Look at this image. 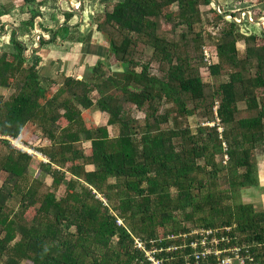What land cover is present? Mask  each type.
Segmentation results:
<instances>
[{
	"label": "trees",
	"instance_id": "trees-1",
	"mask_svg": "<svg viewBox=\"0 0 264 264\" xmlns=\"http://www.w3.org/2000/svg\"><path fill=\"white\" fill-rule=\"evenodd\" d=\"M7 1L14 3L11 9L26 15L20 29L31 45L36 25L49 38L46 41L42 36L41 46L56 45L67 36L40 22L43 6L49 13L52 9L58 12L64 23L71 19L73 14L58 10L56 1ZM241 2L251 0L235 3ZM200 5L211 9L216 21L224 20L212 0H117L104 6L96 30L103 34L112 61L120 62L123 71L112 72L108 64L98 62L87 80L66 77L54 93L41 84L40 59L32 55V63L24 67L27 41H19L17 29L11 28L8 39L12 50L0 51V89L14 87L8 98L0 94V143L8 150L0 154V173H5L0 182V215L19 191V182L33 159L6 138L17 139L30 123L50 142L49 149L26 143L47 159L38 158V166L50 176L52 189L38 196L33 183L21 193V211L36 209L31 223L0 217L4 264L22 260L31 264H134L142 256L133 250L131 235L148 239L190 227L223 225L235 226L242 242L260 243L264 249V212L242 203L238 193L258 185L252 152L264 144V44L254 34L240 33V24L231 20L215 30L212 48L203 45L200 33L194 31L200 21ZM10 11L0 5V17ZM260 13L254 12L253 17ZM231 15L239 17L238 13ZM261 35L264 37V30ZM239 40L245 43L243 58L237 57ZM141 45L152 49L150 59L158 61V76L150 73L149 63L142 62ZM204 47L214 50L218 61L207 64ZM203 66L212 77H218L226 66L228 79L215 87L202 82L199 68ZM22 72L24 76L18 80L16 76ZM94 91L96 98L91 97ZM62 93L67 98L59 101ZM165 98L187 117L209 116L216 107L223 131L219 132L217 125L200 126L195 133L180 128L182 122L177 117L169 118V111L159 112ZM239 103L244 104V110H239ZM92 108L108 115L105 126L85 125L82 111ZM132 108L144 113L141 131ZM241 112L247 115L239 117ZM60 118L66 126H59ZM170 120L173 127H161ZM108 125L117 127L116 136H109ZM81 136L83 143H89L87 150L78 146ZM216 155L220 162L215 161ZM66 172L70 179L64 196L58 197L56 191ZM109 178L115 182L109 184ZM219 182L227 188L220 189ZM176 213L184 217L177 219ZM120 219L130 228L118 224ZM168 223L174 225L167 230ZM155 226L163 231L157 232ZM71 227L75 232H70ZM16 234L20 240L10 245ZM94 249L103 252L97 254ZM261 261L264 263V258Z\"/></svg>",
	"mask_w": 264,
	"mask_h": 264
},
{
	"label": "rangeland",
	"instance_id": "rangeland-1",
	"mask_svg": "<svg viewBox=\"0 0 264 264\" xmlns=\"http://www.w3.org/2000/svg\"><path fill=\"white\" fill-rule=\"evenodd\" d=\"M39 1L44 2V0H39ZM46 1L49 2L50 4H53V2H55L56 0H46ZM83 1H84V3L82 5V7L79 8L80 11H82V13H83V14H81V23H79V24L82 25L85 30H87V31L89 29L91 30V32L86 37L89 40L90 36L92 35V33L95 32V30L97 28V23L99 24L103 20L104 6L110 7L117 0H83ZM215 1L216 2L214 3L213 7H214L215 11L223 17L224 20L216 21L215 16L213 15V12L211 9H209L208 7H206L204 5H200L198 7L200 12H201V15H200V21L198 22V24L194 25V31L197 33H200L203 45H207V46L212 48V46L216 43L215 42L216 41L215 36H214L215 30L217 32V30L220 29L221 27H225L226 26L225 21H231V20L235 21V19L229 18L228 14L231 15V13H234V14L238 13L239 14L238 23L240 24V27L238 28V31L240 33H243V34L247 33L246 35H249L250 33L254 34L259 39V43L264 44V37L261 35V32L263 31V28H264V25H262L263 23H261L259 20H257V21L253 20L251 23L250 22L246 23V26H245L246 29H245L243 26L244 20L241 21L242 23L240 22L241 11L239 12V10H241V9L243 12L257 10L255 8H261L260 10L264 11V3H262L260 6L257 7L256 3H254L253 1L248 3L249 5L244 4L242 6L239 3H235L237 0H215ZM1 4H4V6L6 8H10L11 11L8 15H6L4 17H0V20L3 22V31H0V51L10 52L12 50V47L9 43L8 37H9V34L11 32V28L15 27L17 29V31H19L16 34V36H19V41H21V42L27 41L28 47H26L27 49L24 50V52H23L24 55L27 57L26 58L27 61L24 64V67H26L32 63L31 59L29 58L30 52L31 51L34 52V50H33L34 48H32V45H31L32 42L28 41L26 36L22 37V35H21L22 31L20 29V24H21V20L24 17H26V15L25 16H24V14L22 15L21 13L18 12L17 9H14V8L11 9L12 7L10 4H14L12 1L0 0V5ZM253 5H255V6H253ZM60 8L63 12H66L65 10H67L66 5H65V7L60 6ZM42 9L44 12V16L40 20V22H42L43 27L49 26V27H51V29H54L58 22L61 23L63 21V17L60 14H58V12H56L55 10L52 9V11L49 13L48 9H45V8H42ZM171 9L174 10L175 7L172 6ZM52 15L54 17H52ZM72 19H75L74 15L71 16V20ZM253 19H255V18H253ZM254 21H256V22H254ZM4 27H7L6 32L4 30ZM63 27H65V28H59V35L62 34L64 36L67 33L66 34L67 36L64 37V40H63L64 42L67 43V41H73L75 43L76 41H78L79 37H76L77 35L72 34L68 37L69 28L67 27V24H65ZM163 27H164V29H169L168 26H162V29H163ZM67 29H68V31H67ZM34 30L37 34L34 37V42H35L34 46L37 48L39 46L38 41H40V39H41L40 37H42L44 34H43V32H41L42 30L39 29V25H36ZM82 31H83V29H82ZM178 31H179V29H178ZM6 34H7V36H6ZM71 36H73V37L70 38ZM44 40H46V41L49 40V38L47 37V34L45 35ZM81 42H83V41L79 40V44H81ZM84 45H87V44H84ZM64 47H66V46H63V48ZM75 47H77V46H75ZM107 48H108V45H107ZM107 48H105V53L108 54V51H106ZM236 48H237V57L243 58L245 43L242 40H239L236 44ZM139 49L142 51V62L149 63V66L151 69L150 73L158 76V74H157L158 61L156 59H154V60L150 59V57L152 55V49L149 47H145L143 45L139 46ZM203 49H204V51H207V53L210 55V58H211L210 62L218 61L217 60L218 58L216 59V53L214 52V50H211V49L205 48V47ZM202 54H203V51H202ZM108 55H109V57L108 58L106 57L105 59H106V61H109L108 63L110 64L113 61L111 60L112 58L110 57V53ZM93 62L96 63V60H94ZM98 62H103L104 66L107 63L104 60L98 61ZM88 63H89L88 69L86 68V73L84 74L85 75L84 78H86V80L90 77L91 68L93 67L92 65H94V63L93 64L90 62H88ZM227 72H228V69L225 66L223 68L221 74L218 77H212L209 75L206 66L199 68V76L201 77L202 82L209 84V85H212L214 87L217 86L218 83L224 82L228 79L227 78ZM23 76H24V72L18 74L16 76V78L19 80V79H22ZM41 82H42V85L47 90L50 89L49 91L56 89V87L54 88L52 85L47 84L48 82H46L45 79L41 80ZM57 82L60 84L61 78ZM12 93H14V87L6 88V89H0V94L4 95L5 98H8ZM51 93H54V91H52ZM96 95L97 94L94 91L91 94V97L96 98ZM66 98H67L66 94L62 93L59 97V101L65 100ZM189 106H191V104ZM238 108L241 111L244 110V104L239 103ZM166 111H169V118L171 116H175L179 119L180 122H182L179 125L180 128L187 127L189 129V131H191L192 133L197 132L198 127L206 126L208 122H213L214 118L216 117L214 115V113H212L211 115L209 114V116H201L200 114H197V115L187 117L183 114H180L177 111L176 106L170 100L165 98L160 103L159 112L163 113ZM62 112L63 111H61V113ZM131 113L138 120L139 127H140L139 130L141 131L144 128V113L142 111L136 110L135 108H132ZM241 113L242 114L238 115L239 117H245L247 115L246 112H241ZM104 114L105 113H100L97 109L92 108L91 110H86L85 112H83L82 120L84 122H86L85 125L87 127L94 128V127H98V126H105L107 124L108 115H106V114L104 115ZM263 122H264V120H263ZM58 123H59V126L60 125L63 126L65 124V121L63 118H60ZM166 126L171 128L174 126V124L171 122V120L168 121L167 123L161 124L162 128H164ZM106 127L108 130V134L111 138L116 136L117 131H118L116 126H109L108 125ZM222 131H223V128L220 129L219 132H222ZM59 133H61L60 130L58 131V134ZM41 135L42 134L40 132V129L37 127V125L36 124L32 125L30 123L21 132V135H20L21 138L20 137H18L17 139L6 138L9 141V144L11 146H13L19 150H20V148H25V150L31 151L32 154L30 153L31 154L30 156L33 159L31 160L32 164L29 167V172L19 182V191L14 193L13 197L9 199V202H8L7 206L3 209L2 215H0V217L7 216V217H9V219L16 220L17 222H20V219H21L27 224L31 223L36 209H35V207H32L26 211H21V208L19 207V200L21 198V193L24 192L25 189L32 186L33 183L36 187V191H37L38 196H41L42 194H45L50 189H52L50 187V184H51L50 176L45 175L42 172V170L39 169L38 154H36V152L32 148H29L30 147L29 145H27V143H29V144L35 145L34 147L43 146V148L49 149L50 142L47 139H44ZM80 139L82 141L83 137L81 136ZM79 144H81V145H79ZM222 145L225 146L224 143H222ZM78 146L83 148L84 150H87L89 143L88 142L83 143V141H82V143H78ZM7 151H8L7 148L0 143V154H2V155L6 154ZM252 156H253L254 162L256 163V176L258 177V185L254 186V187H248V188L239 190L238 191L239 200L242 203H246V204L251 203L257 211L264 212V144L263 143L261 145L256 146V148L252 152ZM215 161L220 162V156L219 155H216ZM85 168L87 170L92 169L91 166H87ZM4 177H5V173L1 172L0 173V182L2 181V179ZM69 179H70V174L68 172H66L65 173V181H63V183L57 188V191H56V195L58 197L61 195L64 196L63 194H64L65 186H66V183ZM114 182H115V178H109L108 179L109 184H112ZM218 187L220 189L227 188V186L225 184H222V183H220V185ZM75 191L79 192V187H76ZM96 197H98L104 201V199H102V197L99 194H97ZM117 204H118L117 199H113V205H117ZM109 205L111 206L112 203H109ZM17 214H18V216H17ZM175 215H176L177 219L178 218L182 219L184 217L183 214H181V213H176ZM16 216H17V218H16ZM158 219L159 218H157L156 220H158ZM121 222L127 228H130L128 225V222L125 223L123 220H121ZM188 223L189 224H187V225L193 224L190 222H188ZM194 224L198 225L197 223H194ZM173 225L174 224L168 223L166 226L167 230L170 229V227ZM156 230H157V232L163 231V230L159 229L158 227H156ZM70 232H75V227H71ZM115 239H112V242L110 244L111 250L114 246ZM19 240H20L19 234H16L14 236V239L10 243V245H12L14 242L19 241ZM94 251H96L97 254H99L100 252H103V249H100V250L94 249ZM0 264H4V258L3 257H0ZM19 264H31V263L22 260L21 263H19ZM110 264H113V263H110Z\"/></svg>",
	"mask_w": 264,
	"mask_h": 264
},
{
	"label": "built area",
	"instance_id": "built-area-1",
	"mask_svg": "<svg viewBox=\"0 0 264 264\" xmlns=\"http://www.w3.org/2000/svg\"><path fill=\"white\" fill-rule=\"evenodd\" d=\"M78 5L80 3H76L74 8L77 9ZM240 11V22L244 20L245 23H251L256 20L253 19L252 11L243 12L242 9ZM238 18L233 19L238 23ZM258 20L263 23V16ZM6 28L4 27L5 32ZM203 55L207 64L211 63L207 51H203ZM213 113L216 117L206 126L217 125V130L220 131L222 128L219 126L216 107H214ZM20 150L29 155L32 154L25 148H20ZM36 154L38 153L36 152ZM117 222L121 224V220ZM233 230L235 231V226L223 225L190 227L187 231L181 230L148 239L131 235L133 250L142 256L140 259L136 258L134 264H264L261 261L264 258L262 245L242 242L241 237L237 235L236 231L232 232ZM252 247L255 248V251L251 252Z\"/></svg>",
	"mask_w": 264,
	"mask_h": 264
},
{
	"label": "crops",
	"instance_id": "crops-1",
	"mask_svg": "<svg viewBox=\"0 0 264 264\" xmlns=\"http://www.w3.org/2000/svg\"><path fill=\"white\" fill-rule=\"evenodd\" d=\"M251 1L256 3L257 7L260 6L262 3H264V0H251ZM248 3L250 2H246V3L241 2L239 4L242 6ZM55 4L58 6V10L63 12L60 8V5L62 7H65V5L64 4L59 5L58 0L57 2H55ZM255 9L257 10H252V14L257 11L261 12L259 15H257L256 20H258L259 18H262V16L264 18V11L260 10L261 8H255ZM73 15L75 16V19H72V20L69 19L66 23H64V18H63V21L61 23L58 22L56 27L53 30L54 32L58 31L59 28H64L63 26L67 24V27L69 28V31L67 29L68 34H69L68 37L72 34L77 35L76 37H79L80 41H83L82 39L86 38L87 35L91 32V30L89 29L87 31L84 29L82 25L79 24L81 23L80 14H73ZM52 17L54 16L52 15ZM262 25H264V22ZM43 36L45 38V35ZM72 37L73 36H71L70 38ZM79 38H78V41H76L75 43L73 41H67L66 43L63 40H60L59 42L58 40L59 43H57L56 45L49 43V44H45L44 46H41V44H39L37 48L34 45H32V48H34L33 50L35 51V53L33 54L34 57H37L38 59H40L39 65L37 67L40 80L45 79L46 82H48L47 84L52 85L54 88L56 87V89L52 90L54 92L57 91V89L62 85L63 79L66 77H71L73 79L83 78L85 76L84 74L86 73V68L88 69V64H89L88 62L93 64L94 63L93 61L96 60V63H94V65L92 66H95L98 61H102V60H104L107 63L109 62V61H106L105 59L106 57L107 58L109 57L108 55L109 52L108 54L105 53V48H107V42L104 36L100 32L95 30V32L92 33V35L90 36V39L88 40L86 38V41L81 42V44H79ZM84 44H87V45H84ZM63 46H66V47L63 48ZM106 51H108V48L106 49ZM32 53L33 52L31 51L30 57L32 56ZM110 57H111V54H110ZM117 63L118 62H112L110 64L108 63V65L111 67ZM60 78H61V83L59 84L57 81ZM83 112L85 111H82V115H83ZM66 125H67V122L65 121V124L63 125V127ZM20 135L19 137L21 138ZM38 158L41 159L43 162H47V159L41 153H38Z\"/></svg>",
	"mask_w": 264,
	"mask_h": 264
},
{
	"label": "clouds",
	"instance_id": "clouds-1",
	"mask_svg": "<svg viewBox=\"0 0 264 264\" xmlns=\"http://www.w3.org/2000/svg\"><path fill=\"white\" fill-rule=\"evenodd\" d=\"M83 0H65V1H61V0H58V4L60 5V4H64V5H66V7H67V10H65L66 12H69V13H72V14H83L82 13V11H80V7H82V5H83V3H84V1L82 2ZM56 2H57V0H56ZM72 2V4H70ZM76 3H80V5H78V8L76 9V8H74V6L76 5ZM57 4V3H56ZM55 4V5H56ZM61 6V5H60ZM56 7L58 8V6L56 5ZM43 8H45V9H48V7H45V6H43ZM42 11H43V9H42ZM228 16H229V18H234V17H232V15H229L228 14ZM263 30H264V28H263Z\"/></svg>",
	"mask_w": 264,
	"mask_h": 264
},
{
	"label": "water",
	"instance_id": "water-1",
	"mask_svg": "<svg viewBox=\"0 0 264 264\" xmlns=\"http://www.w3.org/2000/svg\"><path fill=\"white\" fill-rule=\"evenodd\" d=\"M214 3L216 2L215 0H212ZM41 36V35H40ZM39 36V37H40ZM41 38V37H40ZM40 44V41H38V45ZM112 72H122L123 71V67L121 65L120 62H118L117 64L113 65L110 67Z\"/></svg>",
	"mask_w": 264,
	"mask_h": 264
}]
</instances>
